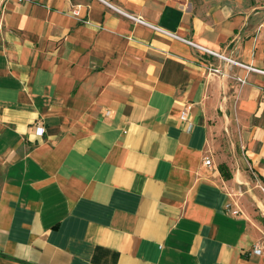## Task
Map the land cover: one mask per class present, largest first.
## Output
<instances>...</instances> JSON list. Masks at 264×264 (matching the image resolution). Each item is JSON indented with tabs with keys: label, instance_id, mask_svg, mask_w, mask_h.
<instances>
[{
	"label": "crops",
	"instance_id": "1",
	"mask_svg": "<svg viewBox=\"0 0 264 264\" xmlns=\"http://www.w3.org/2000/svg\"><path fill=\"white\" fill-rule=\"evenodd\" d=\"M189 4L0 0V264H264V0Z\"/></svg>",
	"mask_w": 264,
	"mask_h": 264
},
{
	"label": "built area",
	"instance_id": "2",
	"mask_svg": "<svg viewBox=\"0 0 264 264\" xmlns=\"http://www.w3.org/2000/svg\"><path fill=\"white\" fill-rule=\"evenodd\" d=\"M10 1H17L19 4H22V3H28V2H31L32 0H2L3 3H8ZM80 11H81V6L78 5L76 6L73 11H72V15L75 16V17H79L80 16ZM130 18L138 23V24H141L143 26H146L148 28H151L152 30H154L155 32H158L160 34H163L169 38H172V39H175V40H178V41H181V42H184L186 44H188L189 46L193 47V48H196L197 50H199L200 52L204 53V54H208V55H211L213 57H216V58H219L220 60H225L226 62L228 63H231V64H238L240 65L238 62H235L233 61L232 59L230 58H226L224 57L223 55H220L218 53H215V52H212L206 48H203L201 46H198L197 44H195L194 42H191V41H188L186 39H183L179 36H177L176 34L172 33V32H169L159 26H155V25H152L148 22H146L144 19H142L141 17H135V16H130ZM250 70L252 71H255V69L253 68H249ZM210 71H214L215 74H221V71L219 69H214L212 70L210 68ZM264 73V72H262ZM237 81L240 83V84H246V80L244 79H240V78H237ZM190 110V106L187 107L185 109V111L181 114V120L183 122H187L188 124V121H187V116H188V112ZM187 129L188 131H191L192 130V124H188L187 126ZM44 132H45V129L43 128V126H38L37 127V134L39 136H43L44 135ZM205 166L207 167H212L213 166V163H212V160L210 158H206L205 160ZM249 171H250V175H251V179L253 181V184L255 186V188L261 193L262 195V208H259L260 211H261V214L264 216V169H263V172L262 173H258L253 167L249 166ZM226 210L227 212L231 215V216H240L242 214L241 210L239 208H233L231 204H227L226 206ZM263 249H264V244L263 243H260L259 245L256 246V248L254 249V253L257 254V255H261L263 253Z\"/></svg>",
	"mask_w": 264,
	"mask_h": 264
},
{
	"label": "rangeland",
	"instance_id": "3",
	"mask_svg": "<svg viewBox=\"0 0 264 264\" xmlns=\"http://www.w3.org/2000/svg\"><path fill=\"white\" fill-rule=\"evenodd\" d=\"M231 2V0H190V7L197 10L202 9L206 12H209L211 9L217 6H227V4ZM215 58V57H213ZM219 60V58H218ZM212 70L219 69L213 66L210 67ZM220 70V69H219ZM221 71V70H220ZM210 74H215L214 71H210ZM243 144L241 142V138L238 136H233L231 133L227 131H223L222 135L219 138V148H221L220 153L224 154V161L232 162L235 164L236 161L242 158L243 154ZM226 164V163H224ZM1 179V173H0Z\"/></svg>",
	"mask_w": 264,
	"mask_h": 264
},
{
	"label": "trees",
	"instance_id": "4",
	"mask_svg": "<svg viewBox=\"0 0 264 264\" xmlns=\"http://www.w3.org/2000/svg\"><path fill=\"white\" fill-rule=\"evenodd\" d=\"M220 170L225 178L229 179L231 177L228 175L229 173L227 174L228 168L225 164L220 165Z\"/></svg>",
	"mask_w": 264,
	"mask_h": 264
}]
</instances>
